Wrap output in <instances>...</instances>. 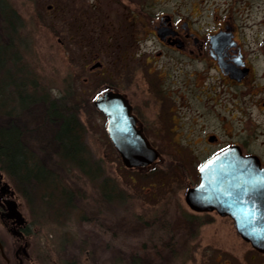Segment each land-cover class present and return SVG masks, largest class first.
I'll list each match as a JSON object with an SVG mask.
<instances>
[{"label":"rangeland","instance_id":"obj_1","mask_svg":"<svg viewBox=\"0 0 264 264\" xmlns=\"http://www.w3.org/2000/svg\"><path fill=\"white\" fill-rule=\"evenodd\" d=\"M96 1L100 3L98 12L91 14L96 21L88 23L85 30L69 40L72 31L66 29L70 18L67 8L80 9L82 4L83 10L94 0H5L18 14L16 35L12 36L18 66H22L27 79L32 78L38 90L42 89L48 97L66 98L83 106L79 120L85 129L88 151L122 196L115 201L103 199L97 188L76 169L58 164L52 137L55 126L43 120L44 107L30 106L25 113L13 117L21 133V145L61 177L66 188L73 192L78 208L75 216L72 214L70 219L57 222L37 197L23 195L0 170L1 180L14 190V199L26 220L27 256L21 255V264H246L249 248L229 218H221L214 212L193 213L185 204L182 181L173 178L175 165L167 169L155 165L132 170L122 166L106 135L105 118L88 104L104 86H117L129 96L143 119L154 121L148 122L145 133L158 151L169 156L168 161H176L174 147L179 146L173 142L175 136L170 143L171 136L158 125L160 118L155 113L163 108L162 91L156 82L151 83L154 86L151 94L147 91L141 77H152L147 76L146 67L131 64L125 71L129 69L134 74H125L119 79L109 74L113 52L105 50L99 55L105 67L102 74L89 75L82 68L81 48L73 42L75 37L78 39L81 33L104 34L107 20L120 24L115 18L120 5ZM71 19L74 21V16ZM99 23L103 27L99 28ZM3 25L0 17V37L6 44L11 37L1 31ZM141 45L143 53L154 50L149 42ZM149 71L159 76L158 67H151ZM166 105L169 106L167 100ZM0 121L7 125L10 119L1 117ZM0 243L8 264H19L14 257L19 242L1 220ZM0 260L4 262L1 257Z\"/></svg>","mask_w":264,"mask_h":264},{"label":"flooded vegetation","instance_id":"obj_2","mask_svg":"<svg viewBox=\"0 0 264 264\" xmlns=\"http://www.w3.org/2000/svg\"><path fill=\"white\" fill-rule=\"evenodd\" d=\"M107 1L121 6L115 17L120 24L107 20L102 36L81 33L73 42L81 48V65L87 74L105 69L99 55L108 50L113 52L110 75L119 79L132 76L126 67L137 63L152 77H141L147 91L154 87L152 82L161 88L163 108L155 114L160 129L171 136L170 143L175 136L172 141L179 146L174 147L176 161H168L169 156L151 144L145 129L154 121L143 119L126 93L113 85L99 90L111 89L126 98L136 127L159 154L152 165L164 169L175 165L173 178L182 181L184 193L199 184L201 166L226 149L252 158L264 168V0ZM97 5L100 3L94 0L83 10L82 4L80 9L67 8L68 18L74 16L66 27L72 31L69 40L96 21L91 14H97ZM143 42L154 50L143 53ZM151 67H158L159 76L149 71ZM166 100L169 106H165ZM2 183L0 180V193ZM5 198L3 195L0 202ZM13 220L3 216L1 221L19 242L14 257L21 264V255L27 256L26 224L18 226ZM243 243L249 248L246 264H264V252Z\"/></svg>","mask_w":264,"mask_h":264},{"label":"trees","instance_id":"obj_3","mask_svg":"<svg viewBox=\"0 0 264 264\" xmlns=\"http://www.w3.org/2000/svg\"><path fill=\"white\" fill-rule=\"evenodd\" d=\"M0 17L4 24L1 31L11 37L6 44L0 37V118L10 119L7 125L0 121V170L23 195L37 197L57 222L76 215L78 208L73 192L66 188L55 171L46 168L21 145V133L13 117L25 113L30 106L41 105L44 107L43 120L55 126L52 137L58 164L76 169L97 188L103 199L121 200V191L106 177L88 151L85 129L79 120L83 106L66 101V98L48 97L42 89L38 90L32 78L27 79V73L18 66L17 48L12 43L18 14L5 0H0ZM88 104L92 105L91 101ZM0 264L7 263L0 260Z\"/></svg>","mask_w":264,"mask_h":264},{"label":"water","instance_id":"obj_4","mask_svg":"<svg viewBox=\"0 0 264 264\" xmlns=\"http://www.w3.org/2000/svg\"><path fill=\"white\" fill-rule=\"evenodd\" d=\"M92 104L106 119V135L124 168L148 169L158 159L157 150L136 127L131 107L120 92L104 89L95 94ZM199 174V184L184 194L185 204L196 212L215 211L221 217H229L239 237L264 252V168L252 158L226 149L201 166ZM1 186L0 198H6L0 202L4 210L0 220L5 216L14 219L18 226L26 224L14 190L6 182ZM0 256L8 262L1 243Z\"/></svg>","mask_w":264,"mask_h":264}]
</instances>
